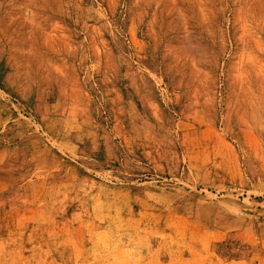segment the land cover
Wrapping results in <instances>:
<instances>
[{"label":"rangeland","instance_id":"rangeland-1","mask_svg":"<svg viewBox=\"0 0 264 264\" xmlns=\"http://www.w3.org/2000/svg\"><path fill=\"white\" fill-rule=\"evenodd\" d=\"M0 264H264V0H0Z\"/></svg>","mask_w":264,"mask_h":264}]
</instances>
